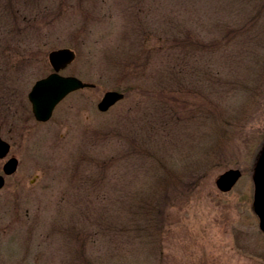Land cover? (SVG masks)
I'll use <instances>...</instances> for the list:
<instances>
[{
  "label": "rangeland",
  "instance_id": "374dc122",
  "mask_svg": "<svg viewBox=\"0 0 264 264\" xmlns=\"http://www.w3.org/2000/svg\"><path fill=\"white\" fill-rule=\"evenodd\" d=\"M60 47L94 86L36 121ZM0 126V264H264V0H0Z\"/></svg>",
  "mask_w": 264,
  "mask_h": 264
},
{
  "label": "water",
  "instance_id": "95a60500",
  "mask_svg": "<svg viewBox=\"0 0 264 264\" xmlns=\"http://www.w3.org/2000/svg\"><path fill=\"white\" fill-rule=\"evenodd\" d=\"M74 51L69 47H60L48 52V61L52 67L45 76L34 81L27 92L30 102L31 112L36 120H47L56 106L68 93L83 88L93 86L91 82L83 81L77 76L60 73L74 58ZM123 92L109 89L103 92L97 102L99 111H106L114 103L122 99ZM10 148L8 141L0 136V158H4ZM18 160L15 156L8 157L0 173V187L4 184V174H11L15 171ZM241 175V170L237 167H230L220 172L215 178V185L220 191H228L236 183ZM253 210L259 219V228L264 232V146L257 159L253 173Z\"/></svg>",
  "mask_w": 264,
  "mask_h": 264
}]
</instances>
